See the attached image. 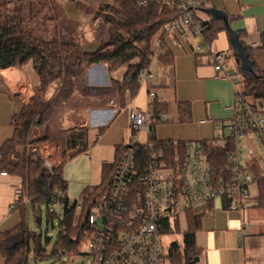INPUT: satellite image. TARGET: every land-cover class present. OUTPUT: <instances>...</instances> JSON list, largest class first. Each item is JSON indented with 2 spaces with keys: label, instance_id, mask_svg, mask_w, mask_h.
<instances>
[{
  "label": "crops",
  "instance_id": "1",
  "mask_svg": "<svg viewBox=\"0 0 264 264\" xmlns=\"http://www.w3.org/2000/svg\"><path fill=\"white\" fill-rule=\"evenodd\" d=\"M205 8L221 9L227 14L230 27L241 32V39L253 49L254 63L264 69V49L257 48L264 30V0H205L203 9L196 14L206 22L212 16ZM59 11L57 25L64 36L84 48L99 43L98 26L102 23H95L89 6L65 0L60 2ZM164 43L171 62L160 59L150 66L153 72L159 73L153 80L156 92L162 95L158 103L167 112L168 121L154 127V137L186 142L205 140L221 133L224 129L217 124L233 115L235 92L232 78L224 76V71L214 70L211 55L231 49L229 35L220 30L207 45L203 36L184 39L169 33L164 36ZM225 64L226 72H238L240 63L234 54ZM125 71V66L110 72L105 64H91L84 72L85 84L90 88H107L114 94L110 91L102 103L72 107L60 102L61 80L51 79L41 88L32 61L0 69V146L12 136L11 117L23 105L37 96L51 102L52 116L32 130L30 141L21 148L34 161L37 155L44 158L48 169L62 163V178L67 182L65 196L78 199L85 188L101 182V166L113 161L115 148L127 140V107H148L142 85L133 97L125 91L122 99L113 88L111 80L119 82ZM112 97L119 98L123 106L120 110L107 104ZM246 99L256 106L264 104L253 97ZM44 136L48 139H43ZM241 144L244 166L255 177L248 186L252 195L250 208L225 209L223 201L215 199L192 210L200 215L201 222L194 235L200 250L195 264H264V207L258 206L257 201V180L264 176V149L258 146L252 134L246 135ZM82 148V152L71 156L70 153ZM19 187L17 175L0 176V232L8 231L20 221V212L13 208ZM0 264H5L1 255Z\"/></svg>",
  "mask_w": 264,
  "mask_h": 264
},
{
  "label": "trees",
  "instance_id": "2",
  "mask_svg": "<svg viewBox=\"0 0 264 264\" xmlns=\"http://www.w3.org/2000/svg\"><path fill=\"white\" fill-rule=\"evenodd\" d=\"M138 1L140 0H111V3L100 6V10H108L111 14L101 13L104 22L98 26L97 37L100 41L91 49L80 47L76 40L64 36L61 29H58L56 23L60 4L57 0H20L13 7L8 6L6 0H0V69L7 66L19 67L32 61L41 88H45L51 79L61 80L60 102L77 107L91 102L102 103L103 97L110 95V91L114 94V91L107 88L88 87L84 82L86 68L93 63H102L112 72L125 66L126 71L121 80L111 81L121 99L124 98L125 91L133 97L140 86L138 76L149 65L147 54L152 50L153 41L163 36L161 29L181 12L165 0H146V5L140 7L137 6ZM205 23L206 27L201 35L207 45L213 41L218 31H226L224 21L218 17H211ZM48 24H54L50 35L46 33ZM236 32L240 42L248 50V58L252 63V72H242L238 67V72L244 78L240 87L241 95L245 99L249 96L264 101V69H259L254 63L253 49L241 39L242 33ZM257 48L264 49V30L260 33ZM233 54L239 63L238 56L234 52ZM168 57L167 51L160 59L169 63L171 59ZM256 108L264 112V104L257 105ZM153 109L156 113L164 111L158 102L154 103ZM52 110L51 102H44L38 96L31 103L23 105L11 117L12 136L0 146V170L20 178V193L13 204V208L20 212V221L8 231L0 232V255L4 257L5 264H29L28 253L31 247L35 259L46 255L41 231H32L28 221L31 208L35 215L38 214L36 224L40 222L41 214L35 209L40 203L45 205L47 221L57 218L60 225L52 253H78L89 230L87 216L94 200L108 186L116 169L121 145L115 148L113 161L101 166V182L81 192L79 196L83 201L79 208L75 200L69 204L68 197L65 196V212L62 217L48 211V204L55 191L65 192L67 186L62 178V163L48 169L42 161H34L25 155L21 146L30 141L29 137L36 126L49 120ZM43 139H48V136ZM178 148L184 152L183 142L179 141ZM232 148L230 144L228 149ZM83 150L84 148L78 149L70 154L73 157ZM137 152L138 161H142L143 149ZM205 158L211 177H229L227 150L207 148ZM257 188L258 206L264 207V176L257 180ZM185 222L187 228L181 233V243L171 241L168 246L172 264H190L200 254L194 236L200 227V215L187 209ZM179 227V219L175 216L163 222L162 232L176 233ZM44 240L49 242L45 236Z\"/></svg>",
  "mask_w": 264,
  "mask_h": 264
},
{
  "label": "built area",
  "instance_id": "3",
  "mask_svg": "<svg viewBox=\"0 0 264 264\" xmlns=\"http://www.w3.org/2000/svg\"><path fill=\"white\" fill-rule=\"evenodd\" d=\"M19 1L6 0L10 7ZM57 1L60 4L65 0ZM71 1L89 6L95 23L104 22L101 13L111 14L108 10H100L103 3H111V0ZM165 1L181 12L161 29L163 36L153 41L152 50L147 54L149 65L138 76L147 94L148 107H127V140L121 143L116 169L108 186L97 194L87 216L89 230L84 238L87 246L84 253L89 256L88 264H172L169 245L166 249L162 244V225L166 219L177 216L180 221L183 216L185 220L187 209L194 210L215 199L223 201L225 209L242 211L250 208L252 195L248 186L255 177L244 166L241 141L252 134L258 146L264 149V112L241 95L239 84L244 80L243 75L225 71V61L233 55L231 49L211 55L214 70L224 71V76L232 78L235 92L233 115L217 124L224 131L205 140L183 142L184 152L179 151V140L154 137V127L167 122L168 116L165 111L156 113L153 109L162 95L156 92L153 80L159 73L153 72L150 65L159 63L160 56L167 52L164 43L166 34L174 33L189 39L192 35L202 36L206 27L205 21H201L196 14L203 9L205 0ZM145 5L146 0L137 2L139 7ZM107 104L118 110L123 107L117 97L110 98ZM139 133H144V141L138 138ZM230 144L232 149H228ZM207 148L227 150L228 178L211 177L205 158ZM142 149L143 158L138 161L137 151ZM37 156L35 160L45 165L46 160ZM7 174L0 170V176ZM19 193L18 189L17 195ZM64 199L65 192L56 190L48 204V211L62 217ZM68 201L70 204L73 199L68 198ZM75 201L79 208L83 199L79 197Z\"/></svg>",
  "mask_w": 264,
  "mask_h": 264
},
{
  "label": "rangeland",
  "instance_id": "4",
  "mask_svg": "<svg viewBox=\"0 0 264 264\" xmlns=\"http://www.w3.org/2000/svg\"><path fill=\"white\" fill-rule=\"evenodd\" d=\"M58 19H60V12L58 13ZM57 25V23H56ZM58 26V29L60 30V26ZM54 28V24H48L47 25V32L48 34L51 33V31ZM47 35V34H46ZM79 45H81L79 43ZM239 87H241V84H239ZM138 138H140L141 141L145 140L144 133H139ZM37 211L41 214L40 222L36 224L35 219L37 215L32 211L30 208L29 212V227L34 232H40L42 233V243L43 246L46 248L45 250V256L35 259V255L33 254V250L31 247V251H29V264H88L89 263V256L84 253L87 251V246L85 243V240L82 241L81 246L79 248V252L75 254H61L56 253L53 254V246L56 242V236L60 230V225H58L57 218L53 219V221H47V213L45 212V205L44 204H38L35 208ZM180 229L178 232L174 233H166L163 234L162 238V244L164 248L167 249V246L170 244L171 241H178L181 243V233L187 228V223L184 220V217H180ZM44 236L48 238L49 242L46 243L44 240Z\"/></svg>",
  "mask_w": 264,
  "mask_h": 264
},
{
  "label": "water",
  "instance_id": "5",
  "mask_svg": "<svg viewBox=\"0 0 264 264\" xmlns=\"http://www.w3.org/2000/svg\"><path fill=\"white\" fill-rule=\"evenodd\" d=\"M205 11L209 13L212 17L215 18L218 17L222 19V21H224L227 35H229L230 47L239 58L240 71L252 72V63L248 58V50L245 49V47L240 42L236 30L230 27L227 14L221 9H214V8H205ZM95 47H96V43H93L90 46L91 49H94ZM197 260H198V256H195L190 261V264H195Z\"/></svg>",
  "mask_w": 264,
  "mask_h": 264
}]
</instances>
